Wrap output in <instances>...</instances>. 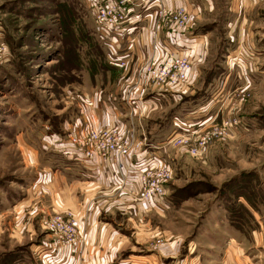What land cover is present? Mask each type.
<instances>
[{
  "label": "rangeland",
  "instance_id": "1",
  "mask_svg": "<svg viewBox=\"0 0 264 264\" xmlns=\"http://www.w3.org/2000/svg\"><path fill=\"white\" fill-rule=\"evenodd\" d=\"M210 1L189 29L208 40L204 53L188 54L189 84L167 103L136 110L131 98L120 100L130 82L107 63L86 0H0V264H36L52 237L59 241L48 227L55 215L79 224L69 208L81 195L73 160L48 138L67 139L85 120L84 98L95 94L103 109L125 114L123 126L156 145L172 170L166 208L126 194L129 201L108 205L113 216L103 219L123 235L121 256L141 255L148 264H264V0ZM229 117L238 125L197 153L193 141L189 149L164 145Z\"/></svg>",
  "mask_w": 264,
  "mask_h": 264
},
{
  "label": "built area",
  "instance_id": "2",
  "mask_svg": "<svg viewBox=\"0 0 264 264\" xmlns=\"http://www.w3.org/2000/svg\"><path fill=\"white\" fill-rule=\"evenodd\" d=\"M89 5L96 30L107 48L106 61L114 68H126L129 56L119 48L122 36H130L138 29L140 22L151 24L156 42L153 43L152 55L142 62L135 72L134 81L128 90L127 99L134 91L147 88H160L179 92L187 86L191 77L192 60L188 54L169 51L158 41L157 33L164 28L170 34L180 36L188 30L191 16L184 0H86ZM147 102L143 101V107ZM85 120H78L67 139L55 143L61 153L70 160L87 165L99 162L105 177L113 181L114 188L142 205L167 207L166 184L172 177V170L167 162L151 153L150 148L157 146L147 143V138H135L134 128L112 122L100 124L90 116L96 107L95 98L86 97L83 102ZM85 111V112H84ZM238 119L230 117L222 127L211 126L204 132L196 131L175 135L165 142V146H190L192 153L199 152L208 141L225 128L236 127ZM163 145V146H164ZM103 174V176H104ZM113 178V179H112ZM48 227L59 236V245L75 247L78 243V225L71 216L55 215L48 220Z\"/></svg>",
  "mask_w": 264,
  "mask_h": 264
},
{
  "label": "crops",
  "instance_id": "3",
  "mask_svg": "<svg viewBox=\"0 0 264 264\" xmlns=\"http://www.w3.org/2000/svg\"><path fill=\"white\" fill-rule=\"evenodd\" d=\"M184 1L191 16V24L186 33L181 36L179 34H170L167 30L162 28L158 31L157 38L169 51L177 54L192 55H194V52H199V55H201L207 47V36L203 33L201 35L196 33L192 34V31H189V29L198 24L206 7L210 9L211 1L206 0V2H208L206 5L203 0ZM152 33L153 31L150 23L148 24L147 21L140 22L138 24V29L135 30L132 35L122 36L119 40L118 45L121 51L123 53L126 51L130 54V61L126 68H114L121 72L120 80L126 76L125 80L132 83L134 80L132 77L135 75L136 68L152 55L153 43L156 42L155 36ZM129 72H131L130 75L128 74ZM130 83H124V86L122 85L123 93H121V102H129L130 100L127 99L128 93L126 92V88ZM175 94V92H171L170 90L147 88L142 93L141 89L134 91V94L130 96V98L136 110L140 109L141 105L143 106V101L147 102V107L145 108L149 110L148 107L151 103H167L171 100V96H175ZM145 97H149L150 99L144 100ZM94 98L96 100V107L92 110L93 115L90 116L91 118L93 117L98 123L104 125L111 124L112 121L123 124L121 119L125 114L119 113L116 109H110L107 106L103 109L102 106H100L99 97L95 94ZM149 151L157 156L159 154L158 157H160L161 150L150 148ZM71 166L74 168L76 180H79V183H81V186L78 187V191L80 190L81 195L79 196L78 192L76 193L78 198L76 200L75 197L74 202L69 204V208L77 213L79 231L83 236H81L83 241L75 247H61L57 238H53V235L50 234L51 236H48L52 237V240L45 245V249L40 253L41 256L35 258L36 264H146L148 260L143 262L145 261L142 260L144 256L141 255L129 254L128 256H121L124 245V241L122 240L123 235L120 233L117 225L113 224L112 221L108 222L103 219L106 216H113V209H107L110 202L129 200H126L123 194H118V192L113 189V181L111 182L110 179L105 177L98 161L87 165L72 161L69 168H71ZM78 176H80L81 179H78ZM70 177H72V175H70ZM73 198L74 196H71V199ZM57 200L58 202L60 201L59 198H57ZM92 201L96 202L97 205L95 207H93V205L90 206ZM133 204H128L127 206L134 207ZM88 207L90 210H88ZM141 213L142 212L139 211L134 212L135 216ZM120 214L124 216L125 212H120ZM129 219H132V216ZM140 220L141 218L138 219V221ZM149 225L150 223H148V226ZM155 232L156 231L153 230L152 234ZM166 238L170 239L171 236H167ZM172 249L173 248H169L168 246L164 248L169 255H171L170 252H172ZM187 254H189L188 251Z\"/></svg>",
  "mask_w": 264,
  "mask_h": 264
},
{
  "label": "trees",
  "instance_id": "4",
  "mask_svg": "<svg viewBox=\"0 0 264 264\" xmlns=\"http://www.w3.org/2000/svg\"><path fill=\"white\" fill-rule=\"evenodd\" d=\"M112 68H114V67H112ZM17 260V259H16ZM12 263V262H11Z\"/></svg>",
  "mask_w": 264,
  "mask_h": 264
}]
</instances>
